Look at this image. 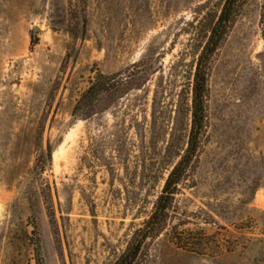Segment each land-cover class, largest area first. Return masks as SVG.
<instances>
[{"label": "rangeland", "instance_id": "374dc122", "mask_svg": "<svg viewBox=\"0 0 264 264\" xmlns=\"http://www.w3.org/2000/svg\"><path fill=\"white\" fill-rule=\"evenodd\" d=\"M224 1L0 0V264L123 254L187 147L197 60ZM263 7L246 0L211 58L197 158L135 264H264ZM99 73L134 78L75 118ZM180 221L220 248L179 247Z\"/></svg>", "mask_w": 264, "mask_h": 264}, {"label": "trees", "instance_id": "16d2710c", "mask_svg": "<svg viewBox=\"0 0 264 264\" xmlns=\"http://www.w3.org/2000/svg\"><path fill=\"white\" fill-rule=\"evenodd\" d=\"M246 0H225L217 20L213 24L208 39L203 46L197 60L193 86H192V110H191V129L188 137L187 147L173 168L168 173L161 193L159 194L152 213L143 225L138 228L129 242L123 254L113 264H135L142 245L148 238L157 237L164 231L172 217V208L175 196L180 193L181 184L187 180L188 173L197 158L202 136L205 130L206 121V93L208 72L210 61L224 37L231 29L233 22L239 15L240 9ZM261 22L264 24V7L261 16ZM132 75L122 76V73L104 75L99 73L97 78L91 83L88 89L76 101L72 115L77 119H86L96 113L99 106V97L105 94V99L122 94L130 90V84L133 80ZM51 159V150L48 146L46 152H43L37 158V167L40 171L45 170ZM185 222L180 221L171 227V237L175 243L186 250L194 251L206 249L214 243V248H220L216 239L203 232H194L192 229H181ZM198 234V237L194 235Z\"/></svg>", "mask_w": 264, "mask_h": 264}, {"label": "water", "instance_id": "95a60500", "mask_svg": "<svg viewBox=\"0 0 264 264\" xmlns=\"http://www.w3.org/2000/svg\"><path fill=\"white\" fill-rule=\"evenodd\" d=\"M34 29H37V28H34Z\"/></svg>", "mask_w": 264, "mask_h": 264}]
</instances>
